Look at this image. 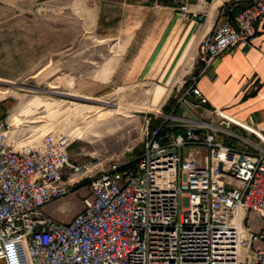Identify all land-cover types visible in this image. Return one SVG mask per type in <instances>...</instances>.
I'll use <instances>...</instances> for the list:
<instances>
[{
    "label": "built area",
    "instance_id": "obj_1",
    "mask_svg": "<svg viewBox=\"0 0 264 264\" xmlns=\"http://www.w3.org/2000/svg\"><path fill=\"white\" fill-rule=\"evenodd\" d=\"M222 15L227 19L198 47L204 71L236 45L251 44L254 23L264 22V0H231ZM189 98L207 103L196 85L178 103ZM214 115L218 126L172 115L154 129L146 126L139 156L106 169L72 164L73 140L61 133L15 150L7 143L9 124L0 122V262L15 264L6 243L19 237L24 264H264V135ZM178 130L184 137H174ZM218 132L248 149L217 141ZM83 180L90 196L68 223L45 214V206ZM251 216L259 223L250 225Z\"/></svg>",
    "mask_w": 264,
    "mask_h": 264
},
{
    "label": "crops",
    "instance_id": "obj_2",
    "mask_svg": "<svg viewBox=\"0 0 264 264\" xmlns=\"http://www.w3.org/2000/svg\"><path fill=\"white\" fill-rule=\"evenodd\" d=\"M230 1L0 0V27L35 12L38 22L44 17L48 22L62 20L64 25L52 31L66 41L57 43V49L55 44L51 46L48 55L68 49L76 39L109 45L114 59L100 69L97 85L152 87L144 93L145 106L158 103V109L173 118L212 125L219 122L214 114L222 113L264 135V22L254 23L251 44L236 45L210 69L204 71L198 60L199 44L227 19L222 13ZM71 18L77 29L71 27ZM72 28L76 29L74 34ZM192 85L206 99L205 105L194 98L186 104L178 103L179 96ZM170 99L175 102L173 105H168ZM10 104L0 99V122H5ZM202 153L205 154L204 149ZM57 207L49 204L44 212L68 223L71 218L65 214L54 215Z\"/></svg>",
    "mask_w": 264,
    "mask_h": 264
},
{
    "label": "rangeland",
    "instance_id": "obj_3",
    "mask_svg": "<svg viewBox=\"0 0 264 264\" xmlns=\"http://www.w3.org/2000/svg\"><path fill=\"white\" fill-rule=\"evenodd\" d=\"M37 17L38 13H31L0 27V99L11 103L5 118L7 143L15 150L36 147L44 134L54 132L73 140L68 148L72 164L97 162L100 169H106L110 164L134 161L142 151L146 126L154 129L155 123L169 116L158 109V103L145 106L144 93L152 87L97 85L100 69L114 59L109 45L76 39L68 49L48 55L51 46L57 49V43L66 41L52 31L64 24L55 19L48 22L46 17H39L38 22ZM73 23L71 18V27L77 29ZM76 29L72 28V34ZM229 132L245 137L233 127ZM215 136L235 149H248L239 138L222 132ZM75 187L55 202L59 206L55 216L72 218L82 210V200L90 196L89 181L75 183ZM249 223L255 225L259 219L251 216ZM6 248L12 262L24 264L22 238L7 241Z\"/></svg>",
    "mask_w": 264,
    "mask_h": 264
},
{
    "label": "trees",
    "instance_id": "obj_4",
    "mask_svg": "<svg viewBox=\"0 0 264 264\" xmlns=\"http://www.w3.org/2000/svg\"><path fill=\"white\" fill-rule=\"evenodd\" d=\"M174 103H175V102H174L172 99H170L169 102H168V105H173ZM163 109L165 110V107H164ZM155 124H156V126H159V125H161V122H157V123H155ZM156 126H155V127H156ZM165 133H166L165 130H162V133H161V134L164 135ZM80 186H81V185H80ZM77 188H78V186L75 187V189H77Z\"/></svg>",
    "mask_w": 264,
    "mask_h": 264
},
{
    "label": "water",
    "instance_id": "obj_5",
    "mask_svg": "<svg viewBox=\"0 0 264 264\" xmlns=\"http://www.w3.org/2000/svg\"><path fill=\"white\" fill-rule=\"evenodd\" d=\"M203 1H205V2H207V3H210L211 2V0H203ZM181 136V137H184V135H185V133L182 131V130H178V131H176L175 133H174V137H176V136Z\"/></svg>",
    "mask_w": 264,
    "mask_h": 264
}]
</instances>
